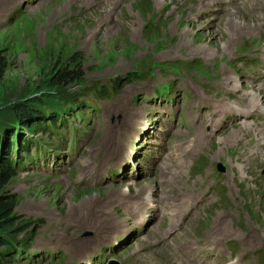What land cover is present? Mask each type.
Wrapping results in <instances>:
<instances>
[{
    "label": "rangeland",
    "instance_id": "rangeland-1",
    "mask_svg": "<svg viewBox=\"0 0 264 264\" xmlns=\"http://www.w3.org/2000/svg\"><path fill=\"white\" fill-rule=\"evenodd\" d=\"M106 1L0 0V139L12 123L21 129L16 105L31 109L53 65L80 64V80L47 90L68 104L92 82L134 78L84 113V124L76 109L62 113L67 127L59 125L58 140L26 134L46 150L38 144V156L30 152L7 190L27 226L18 246L28 252L3 256L0 264H264V152L260 163L243 160L264 123L263 77L254 73L261 64L256 53L264 51V7L225 4L224 11L225 0H113L117 5L106 8ZM244 52L253 56L241 58ZM186 75L201 93L217 90L214 104L234 111L217 118L200 93V115L198 103L190 111L196 93L189 83V93L179 85ZM169 80L168 92L160 83ZM225 82L236 83L227 94ZM243 111L247 119L237 126ZM218 124L224 129L215 131ZM199 132L208 136L205 149L195 140ZM167 178L166 186L160 183ZM143 203L147 209L138 212ZM159 203L167 207L163 213ZM187 204L197 205L191 219L187 210L179 214ZM219 220L229 235L217 247L205 246L204 235L211 237ZM89 246L83 255L67 252Z\"/></svg>",
    "mask_w": 264,
    "mask_h": 264
},
{
    "label": "trees",
    "instance_id": "trees-1",
    "mask_svg": "<svg viewBox=\"0 0 264 264\" xmlns=\"http://www.w3.org/2000/svg\"><path fill=\"white\" fill-rule=\"evenodd\" d=\"M52 69L45 84L46 91L41 98L35 100L31 109L16 105L14 112L21 129L20 127L16 129L12 123L9 125V133L0 139V258L7 255L18 257L24 252L27 254L25 248H19L17 241V237L27 229V226L20 222L21 217L15 215L16 196L7 190L15 174L25 168L24 163L30 162V152H38L36 148L38 144L40 149L43 147V143L37 141L34 144L26 134H46L51 140H58L60 136L58 130L67 127L62 123L64 120L62 113L76 109L77 116L83 120L84 113L92 110L97 102L116 95L125 84L134 79L127 74L125 78L107 80L103 84L92 82L83 88L80 93L81 99H73V103L68 104L69 102L61 98L49 96L47 90L58 89L62 85H70L80 80L82 77L80 64L78 63L73 70L62 65H53ZM59 125L64 126L60 128Z\"/></svg>",
    "mask_w": 264,
    "mask_h": 264
},
{
    "label": "bare ground",
    "instance_id": "bare-ground-1",
    "mask_svg": "<svg viewBox=\"0 0 264 264\" xmlns=\"http://www.w3.org/2000/svg\"><path fill=\"white\" fill-rule=\"evenodd\" d=\"M214 1V0H213ZM218 1V0H217ZM236 1L237 0H232V2L233 3H236ZM106 4V5H105ZM105 7L107 8L108 6H116L117 5V3H116V1L114 2L113 0H111V1H106L105 2ZM254 4H255V6H256V8L257 9H259V8H262L263 9V7H264V5L261 3V0H254ZM103 5V6H104ZM104 7V8H105ZM109 11V10H108ZM261 15V14H260ZM109 18L107 17L106 18V20H108ZM237 21H234V23H236ZM261 27V26H260ZM236 28H239V27H236ZM234 39V38H233ZM238 39H239V37H238ZM230 40L231 39H229V42H230ZM233 41V40H232ZM228 42V41H227ZM226 42V43H227ZM235 44H237V42L235 43ZM226 45L227 44H225V47H226ZM231 46L232 44L231 43H228V46ZM234 45V44H233ZM232 45V46H233ZM243 54H245V55H243V56H241V58H247V57H252L253 55L251 54V53H248V52H244ZM257 56L261 59V62L264 60V51H257ZM261 65V64H260ZM254 70V69H253ZM229 79V81H235V80H232L231 78H228ZM260 80V79H259ZM254 81L255 82H257V80L256 79H254ZM173 81L171 80H169V81H163V82H161L160 83V86L161 85H165V84H168V83H172ZM185 83H189V85H190V89H191V91H194L195 93H196V98H194V96H191V99H190V102H189V107H190V104L191 103H194L195 104V106H196V104L198 103V108L196 109V111H197V115L199 116L200 115V109L204 106L203 105V103L205 104V105H207L209 108H211L212 109V111L214 112V114H215V116L217 117V118H222V117H224V116H226V115H228L229 113H231L232 111H234V108L230 105V104H228V103H225V102H220L219 104H217V105H215L214 104V100L212 99V98H214L216 95H217V93H218V91L216 90V93L215 94H213V95H211V94H209V93H201V92H199L198 90H197V88H195L194 86H199V85H197V84H194L191 80H189V77L186 75V76H182V78L179 80V85L181 86V89L184 91V92H188V90L185 88V86H184V84ZM234 85V84H236L235 82H225L224 84H223V89H224V91L226 92V94L228 93V91H229V89H230V87H231V85ZM208 84H206V85H203V86H207ZM167 86V85H166ZM165 86V87H166ZM210 87V86H209ZM234 87V86H233ZM235 88V87H234ZM171 89V88H170ZM259 91V93H261L262 92V90H258ZM189 93V92H188ZM199 93L201 94V96L203 97L202 98V102H200V100H199ZM253 94L254 95H258L255 91H253ZM245 97V96H244ZM253 97H255V96H252V97H247V99H249V100H251V101H253ZM178 98H179V96H177L176 97V100H175V106H177V100H178ZM207 98H211V100L210 99H207ZM260 105V103L258 102V99L256 98V100H255V103H254V107L256 108V107H258ZM195 106L193 105V106H191L190 107V111H192V108L194 107L195 108ZM203 110H204V108H203ZM194 112V111H193ZM243 116H239L238 118H237V120H236V122H235V124L237 125V126H239V125H242L243 124V122L247 119L246 117H247V112H245V111H243ZM190 116H189V120H192L193 122H197V119L195 118V116L196 115H193L192 113L191 114H189ZM238 123V124H237ZM242 123V124H241ZM252 126L254 125V124H251ZM219 128H221V130H222V128L224 129V127H223V125L222 124H218V127L216 128V130L215 131H217ZM194 130V129H193ZM192 130V131H193ZM214 131V132H215ZM256 133L258 134V140H257V142L255 143V145H250L248 148H247V151L246 152H244L243 153V160H244V163H246V164H250V161H256V162H259L260 163V161H259V155L262 153V152H264V123H262L260 126H258L257 128H256ZM234 136L235 135H232L231 136V138L229 139V140H231V139H233L234 138ZM196 141H197V145H198V147H199V149H205L206 148V146H207V140H208V136L205 134V133H203V132H199L198 133V135H197V137H196V139H195ZM210 140H212V139H210ZM191 145V144H190ZM222 145H224V147H223V149H226V147L229 145H227L226 143H223ZM256 145H259V147H260V150H256ZM239 150H240V148H238ZM245 149L246 148H241V150H242V152L243 151H245ZM219 155H220V153H219ZM262 155V154H261ZM240 158V157H239ZM241 161H242V158H241ZM255 163V162H254ZM241 164V163H240ZM242 166H243V164H242ZM165 176H167V175H165ZM225 176H226V174L224 175V177H222V180H221V185H224V182H223V180H224V178H225ZM203 177V176H202ZM207 177V176H206ZM201 179V178H200ZM214 179H216V178H214ZM193 181V180H192ZM131 182H134V181H130V183L129 184H126V185H135L134 183H131ZM168 182H169V180H168V178L167 179H164V181H160V183L161 184H163V185H167L168 184ZM217 182H220V181H218L217 180ZM170 183V182H169ZM194 183V182H193ZM208 184H210V183H208ZM217 183L215 182V180H214V185H216ZM209 186V185H208ZM204 187V186H203ZM202 187V188H203ZM128 189H130V188H128ZM161 189V188H160ZM191 189V188H190ZM199 189H200V187H199ZM197 191V190H196ZM156 192H158L157 190H156ZM194 192V191H193ZM126 193H128L126 190H125V194ZM166 193V192H165ZM190 193V192H189ZM192 193V192H191ZM128 195V194H127ZM195 195V194H194ZM204 195V194H203ZM139 196H140V194L138 195V197H136V198H139ZM186 196H187V194H186ZM208 196V195H207ZM128 197V196H127ZM160 197V196H159ZM185 197V196H184ZM180 198V197H179ZM182 198H183V196H182ZM187 198H189V197H187ZM124 199H125V197H124ZM161 199L163 200V201H165V198H162V196H161ZM192 199V198H191ZM195 199H196V197H195ZM208 199V198H207ZM138 200V199H137ZM146 200H147V204H151V202L152 201H149L147 198H146ZM188 202H189V200H187ZM186 201V202H187ZM196 201V200H195ZM214 201V200H213ZM165 203V202H164ZM171 203H173V202H171ZM190 203V202H189ZM209 203L210 204H212V202L209 200ZM167 206H169V207H171V205H168V204H166ZM190 205V204H189ZM188 204L187 205H182V208H183V211L181 212V213H179V214H183L186 210H187V214H185L184 215V217H186V218H189L190 217V219L192 218V213H193V211L196 209V207H197V205H195L194 206V204H193V206H189ZM146 205L143 203V205L142 206H140L139 207V209L137 210L138 212H143L144 210H146L147 208L145 207ZM186 207V208H185ZM167 208V207H166ZM166 208H165V206L162 204V203H159V211H160V213L163 211V210H165L166 211ZM158 213V212H157ZM163 213V212H162ZM138 213L136 212V214L134 215V217L135 218H137V219H139V217H142L143 215H141V214H138ZM171 214H175V213H171ZM192 215V216H191ZM194 217V216H193ZM181 219V218H180ZM179 219V220H180ZM178 220V223L180 224V226H181V228L184 226V222H180ZM190 221V220H189ZM223 221V220H222ZM222 221H218V223L215 225V227H216V231H215V233L213 234V235H210L211 237H209L208 236V234H205L204 235V239L202 240L205 244H207V245H211L212 244V242H215V244L214 245H211V246H215V247H217L223 240H224V238H225V236H226V234H227V230H226V228L227 227H225V226H223V224H222ZM110 224V223H109ZM177 224V223H176ZM176 224H174V227H176ZM157 227V226H156ZM109 229H110V227H109ZM169 229H171V230H173L172 228H169ZM168 229V230H169ZM167 230V231H168ZM171 230H169V232L171 231ZM155 231H156V228H155ZM166 231V232H167ZM229 231V230H228ZM169 232H167V233H169ZM166 233V234H167ZM172 233V232H171ZM227 235H229V234H227ZM165 237V236H164ZM201 238V237H200ZM196 239V238H195ZM194 239V240H195ZM191 240H193V239H191ZM190 240V241H191ZM194 242V241H193ZM185 243V242H184ZM192 243V242H191ZM189 245H191V244H189ZM197 246V245H196ZM206 246V245H205ZM187 247V246H186ZM191 247V246H190ZM192 247H193V245H192ZM191 247V248H192ZM199 247V246H198ZM195 248V247H194ZM84 249V248H83ZM83 251V250H82ZM173 252H175L174 250H172ZM76 252V251H75ZM77 253H79V251L77 252ZM181 258H186V256H185V254L184 253H179L178 254ZM176 256V257H179V256ZM188 257H190V256H188ZM192 258V257H191ZM194 264H202L201 262H199V261H197L196 263H194Z\"/></svg>",
    "mask_w": 264,
    "mask_h": 264
},
{
    "label": "water",
    "instance_id": "water-1",
    "mask_svg": "<svg viewBox=\"0 0 264 264\" xmlns=\"http://www.w3.org/2000/svg\"><path fill=\"white\" fill-rule=\"evenodd\" d=\"M220 168V167H219ZM222 170V168H220ZM116 264V263H115Z\"/></svg>",
    "mask_w": 264,
    "mask_h": 264
}]
</instances>
